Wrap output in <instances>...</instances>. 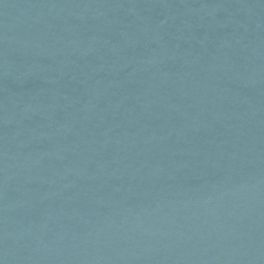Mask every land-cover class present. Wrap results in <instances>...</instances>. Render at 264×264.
I'll list each match as a JSON object with an SVG mask.
<instances>
[{"label":"water","instance_id":"obj_1","mask_svg":"<svg viewBox=\"0 0 264 264\" xmlns=\"http://www.w3.org/2000/svg\"><path fill=\"white\" fill-rule=\"evenodd\" d=\"M0 264H264V0H0Z\"/></svg>","mask_w":264,"mask_h":264}]
</instances>
